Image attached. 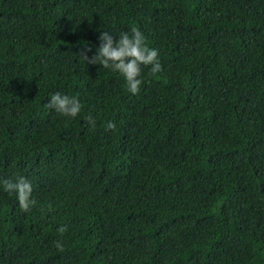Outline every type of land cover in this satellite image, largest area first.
Segmentation results:
<instances>
[{
    "label": "trees",
    "instance_id": "1",
    "mask_svg": "<svg viewBox=\"0 0 264 264\" xmlns=\"http://www.w3.org/2000/svg\"><path fill=\"white\" fill-rule=\"evenodd\" d=\"M133 25L161 64L134 95L80 57ZM55 91L82 112L46 109ZM15 175L36 202L0 194V264H264V0H0Z\"/></svg>",
    "mask_w": 264,
    "mask_h": 264
},
{
    "label": "clouds",
    "instance_id": "2",
    "mask_svg": "<svg viewBox=\"0 0 264 264\" xmlns=\"http://www.w3.org/2000/svg\"><path fill=\"white\" fill-rule=\"evenodd\" d=\"M113 32L115 31H101L98 36L100 42L91 58L86 54L80 57L88 63L99 64L101 69L119 74L126 91L134 95L140 90L142 69L147 68L152 75L161 71L158 51L148 45L144 33L134 25L127 31L115 32V38L111 34ZM44 107L62 117L74 118L82 112V101L78 94L55 91L48 94ZM86 119L89 126L95 127L96 121L92 116ZM106 127L113 128V122L108 121ZM0 194L14 196L22 213L28 212L36 202L31 182L22 175L0 176ZM56 230L63 233L65 226L59 225ZM53 243L58 250L63 248L62 241L55 240Z\"/></svg>",
    "mask_w": 264,
    "mask_h": 264
}]
</instances>
